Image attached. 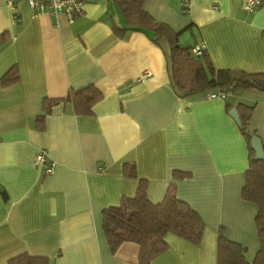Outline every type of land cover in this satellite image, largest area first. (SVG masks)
I'll use <instances>...</instances> for the list:
<instances>
[{
	"label": "crops",
	"instance_id": "crops-1",
	"mask_svg": "<svg viewBox=\"0 0 264 264\" xmlns=\"http://www.w3.org/2000/svg\"><path fill=\"white\" fill-rule=\"evenodd\" d=\"M245 1L143 6L180 33L181 44L204 43L215 68L264 71V0L251 12ZM83 2L69 22L61 13L34 14L25 0L14 11L0 0V264L21 253L49 264H138L135 242L110 250L102 211L133 196L139 179L159 202L174 171L188 173L175 179L177 197L205 228L198 244L167 233L168 247L152 264H217L219 229L252 263L257 206L241 196L249 148L224 99L177 96L163 47L142 31L117 33L127 23L116 0ZM8 75L16 79L6 82ZM87 85L103 95L90 114L62 101L43 112L49 99ZM232 99L254 105L248 127L264 141V92ZM41 150L53 162L50 174L34 163Z\"/></svg>",
	"mask_w": 264,
	"mask_h": 264
},
{
	"label": "trees",
	"instance_id": "trees-1",
	"mask_svg": "<svg viewBox=\"0 0 264 264\" xmlns=\"http://www.w3.org/2000/svg\"><path fill=\"white\" fill-rule=\"evenodd\" d=\"M126 19L127 27L115 28L117 33L138 30L148 35L153 43L163 47L171 87L179 97L210 92H224L227 109L235 108L239 117L238 127L247 140L249 148L248 168L241 196L257 206L255 218L259 248L252 263L246 261L245 247L229 240L223 229L218 230L216 250L217 264H264V160L254 159L249 141L253 133L249 127L253 104L242 100L232 101V96L245 90L264 92V71L246 72L240 69L215 68L206 49L195 55L191 49L179 42L180 33L165 23L154 20L144 9L143 0H116ZM166 45V46H165ZM164 46L166 47L164 49ZM16 79L8 75L5 80ZM5 80L3 83H6ZM94 85L70 90L61 99H49L43 105V112L58 101L69 103L77 115L91 113V107L102 98ZM43 115L36 118L42 126ZM132 173V171H130ZM187 172L174 171L173 180L168 184L159 202L147 197V183L139 179L133 196H123L117 205L105 207L102 211L103 230L111 251L125 241L139 246L138 264H152L154 258L163 253L168 245L167 233L185 239L193 244L200 242L205 224L199 214L184 200L177 197L175 179L187 176ZM7 264H49L46 256L21 253L11 257Z\"/></svg>",
	"mask_w": 264,
	"mask_h": 264
},
{
	"label": "built area",
	"instance_id": "built-area-1",
	"mask_svg": "<svg viewBox=\"0 0 264 264\" xmlns=\"http://www.w3.org/2000/svg\"><path fill=\"white\" fill-rule=\"evenodd\" d=\"M22 0H5V2L13 9H16L18 2ZM34 14L48 12L51 15H57L59 13L64 14L69 22L75 20L82 12L84 2L83 0H25ZM183 8L189 7V0H182ZM262 3V0H246L242 9L245 12H251ZM16 18V15H15ZM205 49L204 43L196 44L191 52L195 55H200L201 51ZM147 74V73H145ZM207 98H224L226 94L224 92H210L206 94ZM34 163L36 165L45 164L44 172L50 174L53 171V162H48L44 150L39 151L35 158Z\"/></svg>",
	"mask_w": 264,
	"mask_h": 264
},
{
	"label": "water",
	"instance_id": "water-1",
	"mask_svg": "<svg viewBox=\"0 0 264 264\" xmlns=\"http://www.w3.org/2000/svg\"><path fill=\"white\" fill-rule=\"evenodd\" d=\"M229 115L238 124L239 117L235 108L229 110ZM250 147L254 152V159L264 160V141L257 134H253L249 141Z\"/></svg>",
	"mask_w": 264,
	"mask_h": 264
}]
</instances>
